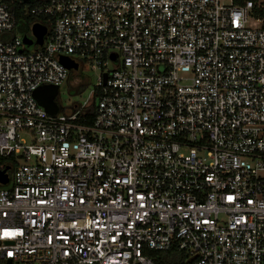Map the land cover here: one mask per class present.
I'll list each match as a JSON object with an SVG mask.
<instances>
[{"label":"built area","instance_id":"built-area-1","mask_svg":"<svg viewBox=\"0 0 264 264\" xmlns=\"http://www.w3.org/2000/svg\"><path fill=\"white\" fill-rule=\"evenodd\" d=\"M5 166L0 264H264V0H0Z\"/></svg>","mask_w":264,"mask_h":264},{"label":"rangeland","instance_id":"rangeland-1","mask_svg":"<svg viewBox=\"0 0 264 264\" xmlns=\"http://www.w3.org/2000/svg\"><path fill=\"white\" fill-rule=\"evenodd\" d=\"M35 19H37L36 16L27 19L20 18L17 27L14 29V33L17 36H20L22 33L31 35L30 26L31 22ZM94 81L95 70H92L87 64L82 63V61H79V66L76 69H68L66 78L57 86L53 97L58 105V110L62 111L84 99Z\"/></svg>","mask_w":264,"mask_h":264},{"label":"water","instance_id":"water-1","mask_svg":"<svg viewBox=\"0 0 264 264\" xmlns=\"http://www.w3.org/2000/svg\"><path fill=\"white\" fill-rule=\"evenodd\" d=\"M27 1V0H23ZM31 33L35 37V41L33 42V47H37L41 43V37L45 33L46 27L45 25L39 23V22H32L31 26ZM23 41L25 43H30L31 38L27 36H23ZM62 61H64L65 65L67 67L75 66L74 63H72L69 59L63 57ZM56 85H39L33 90V96L36 99V101L41 104L44 109L49 113H54L57 109V105L55 103V100L53 99L55 93H56ZM6 166L2 169H0V182H4L6 180V173L4 172V169Z\"/></svg>","mask_w":264,"mask_h":264},{"label":"trees","instance_id":"trees-1","mask_svg":"<svg viewBox=\"0 0 264 264\" xmlns=\"http://www.w3.org/2000/svg\"><path fill=\"white\" fill-rule=\"evenodd\" d=\"M12 8L14 7V4H11ZM15 13L17 15V23H16V27L18 24V20L20 18H31L32 16L29 15H23L21 14L19 9H15ZM154 252H156L158 255V259H159V264H178V257L180 256L178 251H176L174 248H168L166 250H155Z\"/></svg>","mask_w":264,"mask_h":264}]
</instances>
